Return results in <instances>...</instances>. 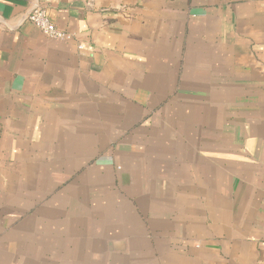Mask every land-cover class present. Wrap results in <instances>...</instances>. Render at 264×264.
<instances>
[{
	"label": "crops",
	"instance_id": "0c3cea01",
	"mask_svg": "<svg viewBox=\"0 0 264 264\" xmlns=\"http://www.w3.org/2000/svg\"><path fill=\"white\" fill-rule=\"evenodd\" d=\"M0 264H264V0H0Z\"/></svg>",
	"mask_w": 264,
	"mask_h": 264
},
{
	"label": "built area",
	"instance_id": "2783aa9c",
	"mask_svg": "<svg viewBox=\"0 0 264 264\" xmlns=\"http://www.w3.org/2000/svg\"><path fill=\"white\" fill-rule=\"evenodd\" d=\"M26 20L38 28L44 35L57 40H66L70 34L57 28L49 19L46 9L35 6L27 15Z\"/></svg>",
	"mask_w": 264,
	"mask_h": 264
}]
</instances>
